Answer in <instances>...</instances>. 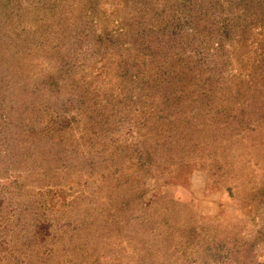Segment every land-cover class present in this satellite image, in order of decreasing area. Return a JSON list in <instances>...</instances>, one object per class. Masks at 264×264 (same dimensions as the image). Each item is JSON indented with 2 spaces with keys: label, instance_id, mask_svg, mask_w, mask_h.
<instances>
[{
  "label": "rangeland",
  "instance_id": "obj_1",
  "mask_svg": "<svg viewBox=\"0 0 264 264\" xmlns=\"http://www.w3.org/2000/svg\"><path fill=\"white\" fill-rule=\"evenodd\" d=\"M0 264H264V0H0Z\"/></svg>",
  "mask_w": 264,
  "mask_h": 264
}]
</instances>
